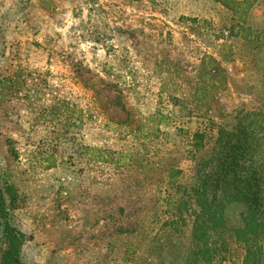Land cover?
<instances>
[{
  "label": "rangeland",
  "instance_id": "obj_1",
  "mask_svg": "<svg viewBox=\"0 0 264 264\" xmlns=\"http://www.w3.org/2000/svg\"><path fill=\"white\" fill-rule=\"evenodd\" d=\"M210 56L226 88L209 86ZM4 77L0 186L32 236L24 264H189L191 188L218 131L264 111V0L242 17L213 0H0ZM245 209L226 205L230 228ZM228 242L217 264H250Z\"/></svg>",
  "mask_w": 264,
  "mask_h": 264
},
{
  "label": "trees",
  "instance_id": "obj_2",
  "mask_svg": "<svg viewBox=\"0 0 264 264\" xmlns=\"http://www.w3.org/2000/svg\"><path fill=\"white\" fill-rule=\"evenodd\" d=\"M213 1L240 17L253 3V0ZM251 31L246 26L241 28L245 38ZM202 68L210 87H215L216 83L222 88L227 87L228 76L216 58H204ZM10 80V77L1 79L0 90ZM196 91L199 99L208 97V92L200 93L201 87ZM211 108L208 105L206 113ZM209 139L206 130L197 131L192 137V147L195 151L204 150ZM204 168L210 170L208 173L199 171L191 188L199 210L192 213L195 217L193 239L197 247L189 264H217L218 257L228 251V238L232 232L236 243L245 248L246 263L259 264L264 256V111L244 114L231 130L219 129L212 155L204 161ZM180 174L181 170L171 169L170 184L174 186ZM229 202H240L246 207L243 226L234 230L225 217V207ZM15 207L14 187L8 183L0 186V264H24L23 250L32 239L15 224Z\"/></svg>",
  "mask_w": 264,
  "mask_h": 264
}]
</instances>
